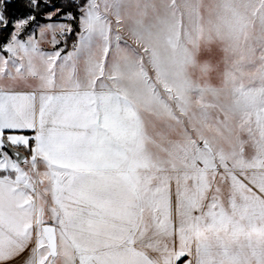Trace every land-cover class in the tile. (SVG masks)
Masks as SVG:
<instances>
[{
    "label": "snow or ice",
    "instance_id": "1",
    "mask_svg": "<svg viewBox=\"0 0 264 264\" xmlns=\"http://www.w3.org/2000/svg\"><path fill=\"white\" fill-rule=\"evenodd\" d=\"M0 264H264V0H0Z\"/></svg>",
    "mask_w": 264,
    "mask_h": 264
},
{
    "label": "clouds",
    "instance_id": "2",
    "mask_svg": "<svg viewBox=\"0 0 264 264\" xmlns=\"http://www.w3.org/2000/svg\"><path fill=\"white\" fill-rule=\"evenodd\" d=\"M220 56L221 53L217 46L205 45L204 49L197 53L193 63L189 67V72L199 81H203L209 85L215 84L220 68Z\"/></svg>",
    "mask_w": 264,
    "mask_h": 264
}]
</instances>
